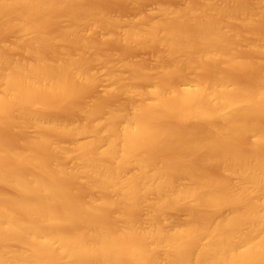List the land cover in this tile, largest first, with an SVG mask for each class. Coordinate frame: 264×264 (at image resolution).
<instances>
[{
  "label": "bare ground",
  "instance_id": "1",
  "mask_svg": "<svg viewBox=\"0 0 264 264\" xmlns=\"http://www.w3.org/2000/svg\"><path fill=\"white\" fill-rule=\"evenodd\" d=\"M98 1L0 0V264H264V0Z\"/></svg>",
  "mask_w": 264,
  "mask_h": 264
},
{
  "label": "rangeland",
  "instance_id": "2",
  "mask_svg": "<svg viewBox=\"0 0 264 264\" xmlns=\"http://www.w3.org/2000/svg\"><path fill=\"white\" fill-rule=\"evenodd\" d=\"M100 1V0H99ZM98 1V2H99ZM120 1V2H119ZM136 1H138V2H136ZM136 1H132V2H134L136 5H134L133 4V6H132V4L131 5H129V3H130V1H129V3L127 2V1H125L124 0V2H123V0L121 1V0H105V1H102L101 0V2L99 3V4H101L100 6L102 7L103 5V8L106 10V12H107V14H111V16H116V17H119V18H121V19H124V20H133L135 23H140L141 21H142V14L144 15L145 14V18H147L148 19V17H149V19H157L158 18V13H156V10H157V8L156 7H158L159 6V4H161V3H164V4H168V5H170L171 4V6L172 7H175L174 5H176V7L178 8V7H183L184 6V3L186 4V5H189V4H191L192 2L191 1H193V0H136ZM183 3H182V2ZM213 2H215V3H219L220 4V2L222 3V0H212ZM125 2L126 3H128L127 5L125 4ZM187 2H188V4H187ZM191 2V3H190ZM170 3V4H169ZM193 3H194V1H193ZM177 4H179V5H177ZM181 4V5H180ZM183 4V5H182ZM185 5V6H186ZM133 7V8H132ZM134 11H133V10ZM138 9V10H137ZM139 13V14H138ZM136 17H138V18H136ZM129 18V19H128ZM137 19V20H136ZM139 19H141V20H139ZM132 21V22H133ZM138 21V22H137ZM88 27L89 26H87L86 27V29L85 30H82V28L84 29L85 27H82L81 28V30H80V32L81 33H83L82 31H84V33H83V35H86V36H88L89 34H91V31H89V29H88ZM125 26L123 25V26H121V30H122V28H124ZM87 31H89L87 34H85V32H87ZM108 32V33H107ZM101 33H103L102 35H103V37H104V45L106 46H104L106 49L108 48V50L109 51H111V56L114 58V56L115 57H117L116 59H117V61H119V54L120 53H122L123 54V56L124 55H126V58H128V59H134V60H137L136 58H138V59H140L141 58V60H142V62H144V60H146V62H144V65L145 66H148L151 62H154V59L152 58L153 57V55L151 54V52H150V50H144V49H142V50H139V49H136V48H134V47H130V48H127L126 49V47L125 46H123V45H116L115 46V43L114 42H112V41H110V39L109 40H107L108 39V36L110 37L111 35H110V32L108 31V30H101ZM6 37V36H5ZM7 39H9L8 38V36L6 37ZM5 38V39H6ZM107 38V39H106ZM106 39V40H105ZM111 42V43H110ZM108 44V45H107ZM125 49V52H123L124 50H121V49ZM133 48L134 49H136V50H133ZM120 51V52H119ZM122 51V52H121ZM243 52H246V51H243ZM247 53V52H246ZM246 53H244V54H246ZM132 54V55H131ZM150 54H151V57H150ZM114 55V56H113ZM247 55H248V53H247ZM248 56H251V54L250 55H248ZM112 57H110L111 59H112ZM125 57V56H124ZM130 57V58H129ZM134 57V58H133ZM110 59V62H112V63H110V64H112L113 66L115 65L116 66V69H115V66H114V69H115V71L117 72H120V73H118L121 77L124 75V79L126 80L127 79V73H125L126 71L122 68V70H120L121 68H119L120 66L116 63V60H115V58H114V61H115V63L112 61ZM148 59V60H147ZM152 60V61H151ZM151 61V62H150ZM148 62H150V63H148ZM101 63H98L97 62V64H93V66H92V70H93V72L95 73V75H97V77L100 79V82H99V86H98V89L96 88L95 89V91L97 92H101L102 90H104L108 85H109V79H107L108 77H107V74H106V70L104 69L103 70V65H100ZM148 64V65H147ZM152 64V63H151ZM150 64V65H151ZM149 65V66H150ZM117 68L119 69V70H117ZM106 71V72H105ZM124 72V73H123ZM242 72V71H241ZM240 71H233V73L231 72V76L232 77H235L236 79H242V80H245L247 77H250L249 75H247V73H245V72H242L243 74L245 73V75L247 76L246 78H244L245 77V75H243L242 73H241ZM122 73V74H121ZM244 78V79H243ZM247 81V80H246ZM249 81H252L251 79H248V82ZM64 114V113H63ZM63 114H55V116H58V117H66V119L68 118H72L73 116H70L72 113H70L69 114V112H68V114L67 115H63ZM72 115H74V114H72ZM169 115H171V114H169ZM63 117V118H64ZM75 117V116H74ZM163 117H165L164 116V114H163ZM167 117V118H166ZM165 117V120H167V121H169L170 122V124H172L171 122H172V120L173 119H176V118H172V120H171V117L170 116H166ZM162 118V117H161ZM77 119V118H76ZM72 120H73V118H72ZM165 120H163V121H165ZM75 121V120H74ZM73 121V122H74ZM68 122H70V120H68ZM174 123H176L175 121H173ZM167 123V122H166ZM173 123V124H174ZM30 130H32V129H30ZM87 137L88 136H79L78 137V140H84V139H87ZM61 140V139H60ZM62 145H64V146H68V145H71V143H70V141L69 140H63L62 139ZM243 147V146H242ZM244 147H246L247 148V145H244ZM245 149V148H244ZM49 155V154H48ZM47 155V156H48ZM50 156L51 155H49V158H50ZM55 156L53 155V158H54ZM57 157V156H56ZM52 158V157H51ZM66 160V159H65ZM64 163V162H63ZM65 165H66V167H71L72 165H73V163L72 162H70L69 160H66L65 161ZM129 171H131V168H127V170H125V172L126 173H128ZM71 180V179H70ZM70 180H68L67 182H69ZM73 181V180H72ZM72 181H70V182H72ZM179 181V183H185L186 181L184 180V182H183V180H178ZM73 183V182H72ZM71 183V184H72ZM69 185H70V183H68ZM77 184V183H76ZM71 186V185H70ZM74 186H76L75 185V183H74ZM71 187H73V184H72V186ZM90 193H92V192H90ZM83 194H85V195H88L89 194V192H88V194H87V192L86 193H84L83 192ZM93 194V193H92ZM103 194V193H102ZM84 195V196H85ZM151 198V196H147V200L148 199H150ZM146 201H143V202H141L142 204L141 205H139L138 206V209L137 210H135L132 214H134L135 216V218L137 217H140V220H139V218H138V220L139 221H141V220H143V221H147V222H145V225H148V214H149V206H148V203L147 204H145V205H143L144 203H145ZM148 206V207H147ZM140 207V208H139ZM148 209H147V208ZM147 211V212H146ZM147 214V215H146ZM173 215V216H172ZM167 216H169V218L167 217ZM164 217H166V219L165 218H163L162 219V224H163V227L164 228H169V226H170V228H172V227H176V226H178L177 224H182L183 223V221L184 222H186V221H188L189 220V218H190V216H189V214H188V212L186 211V210H184V209H180V210H178V211H174V212H169V213H167ZM188 217V218H187ZM136 218V219H137ZM146 218V219H145ZM185 219V220H184ZM186 219H188V220H186ZM183 220V221H182ZM163 221H164V223H163ZM177 224H176V223ZM174 224V225H173ZM159 264H164L163 262L161 263H159Z\"/></svg>",
  "mask_w": 264,
  "mask_h": 264
}]
</instances>
